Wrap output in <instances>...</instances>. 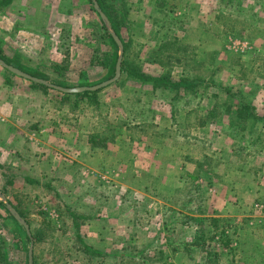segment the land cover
<instances>
[{
    "label": "rangeland",
    "instance_id": "1",
    "mask_svg": "<svg viewBox=\"0 0 264 264\" xmlns=\"http://www.w3.org/2000/svg\"><path fill=\"white\" fill-rule=\"evenodd\" d=\"M109 2L125 71L96 98L0 80V264H29L31 245L34 264H198L199 227L186 222L197 215L219 221L204 226L222 263L264 264V122L241 125L233 114L244 97L264 116V0ZM64 6L69 17L57 23L54 13L44 45L10 43L6 53L22 49L24 64L52 85L110 81L108 26L90 0ZM130 67L190 78L195 90L155 89ZM236 170L242 183L261 185H218L233 183Z\"/></svg>",
    "mask_w": 264,
    "mask_h": 264
},
{
    "label": "trees",
    "instance_id": "2",
    "mask_svg": "<svg viewBox=\"0 0 264 264\" xmlns=\"http://www.w3.org/2000/svg\"><path fill=\"white\" fill-rule=\"evenodd\" d=\"M97 2H98L100 9L102 10V12L107 16L108 20L110 21L112 29L114 30V32L117 34V36L122 41L123 46H124V50L126 51L127 46H126V43H125V41L121 35L120 29L118 28L117 24L114 21L113 11H112L113 9L111 7L109 0H97ZM98 16H99L101 22L103 23L100 15H98ZM101 37H102L104 44L107 48V52H106V55L104 57V61H103L102 65L104 66V68L107 69V73H106L107 77H112L116 72V66H117V62H118V58H119L120 48H119L118 44L116 43V41L114 40L113 36L111 35L110 31H108V29H106V27H104V26H103V33H102ZM3 52L4 51H3L2 46L0 44V60L4 61L6 64L12 65V66L18 68L20 71L30 75L33 78L44 80V81L49 80L45 75H42L40 72L22 65L18 56L16 58L9 59L4 55ZM123 66H125V62H123V64H122V70H121L122 74H123V71H125V67H123ZM7 73L9 75H12L8 71H7ZM129 73L133 76L132 77L133 79L138 80L143 84H146V83L152 84L155 89H159V88L173 89L177 92H181L182 90H185V89L186 90L187 89L192 90V91L195 90L193 80H191L190 78L184 77V78H181L179 80H175V79H172L170 76H167V75L149 76V75H146L145 73L140 72L138 70V68H135V67H130ZM29 82H30L32 88L37 87V88L44 89V90H53V91L58 92L60 95L64 96L65 98H69V97L74 96L75 98L80 99L82 101L83 100L86 101L87 99L89 100L92 98H96L98 93L100 92V91L99 92L98 91H95V92L85 91L83 93L68 94V93H64L62 91L56 90V89L52 88L51 86H47V85H44L41 83H36L33 81H29ZM54 86L61 87L64 89H70L65 82H61V83L58 82ZM88 86H90V85H87V84L81 85V87H83V88L88 87ZM233 114H234V118L237 119L238 121H240L241 125L247 124L248 121H250L254 124L264 122V116L259 114L256 110V107L253 106L251 104V102L246 100L244 97H242V99L239 101V103H238L237 107L235 108V111L233 112ZM7 212H9V211L7 210ZM200 216L201 215H197V217H195V218L191 217V218H187V220H186V222H190V221L194 222L199 227V229L197 230V232L195 234V237L193 239L191 238V240H192L191 245H195V247L200 249V252H201L200 254L202 255L201 261L198 264H224L221 262L220 254L218 252L210 251L206 245V236L211 231L210 232L206 231L204 224L206 222H209V221H211L213 223H217L219 221L218 220H208L207 218L200 217ZM222 235H224V234H222ZM21 236H22L21 239H23L25 241L26 240L30 241V239H29V237L25 231L22 232ZM20 241L22 242V240H20ZM228 245H229V239H227L223 248H227ZM24 248H25V245H24Z\"/></svg>",
    "mask_w": 264,
    "mask_h": 264
},
{
    "label": "crops",
    "instance_id": "3",
    "mask_svg": "<svg viewBox=\"0 0 264 264\" xmlns=\"http://www.w3.org/2000/svg\"><path fill=\"white\" fill-rule=\"evenodd\" d=\"M64 2H66V0L65 1L64 0H53V1L52 0H0V44L4 51L3 52L4 55L9 59H13L18 56L22 65L32 69L33 67H30L24 64L23 62L24 57L21 54L22 49L20 51H17L18 53L13 54L12 56L8 55L5 50L7 46H9L10 43L13 45L16 44L17 46H23V44H26V46L30 45L28 48L30 47L34 48L35 46L41 45V44L44 45L45 40L50 38L49 34H50V29L52 28L51 22H52V19L55 18L54 13L56 12L58 14L57 23L65 21L67 17H69L65 14V12H63L64 15L61 14L60 8L66 7L64 6ZM72 3H73V0H72ZM92 4H93V1H92ZM93 8H94V4H93ZM96 14H98L97 11H96ZM16 31L18 32L16 33ZM42 49L40 50V52L42 51ZM1 61L2 60H0V72H1L0 80H2V78H6V82L10 83L9 85H11V82H10L11 79L14 83H16L18 79H21L26 82L25 84L27 83L30 84L29 80L15 75L9 69L4 67L1 64ZM8 66L14 67L12 65H8ZM7 71L11 73L12 75H9ZM8 76H9V79H8ZM13 78H16V79H13ZM1 87H3L2 89H4L5 92L13 90L12 87H9V86L4 87V85H1ZM2 91H0V94L2 93ZM0 121H4V118H2L1 114H0ZM4 142L6 143V139L4 137H0L1 151H6V149L4 148ZM174 159L175 157H171L168 160V162L166 163L168 167L165 170V172H162L163 174H167L168 176V177H165L164 181L162 182L165 185H167L169 178L172 176L171 172L173 171L172 166L174 164V161H173ZM168 170H171V171L168 173ZM197 171H200V170L197 169ZM239 176H240L239 172H237L236 170V173L232 179L233 183H231L230 181L229 184H226V182L223 183L222 179H219L218 185H247V186H244L242 190H240V191L245 190L247 192H249V190L253 191V186L251 185H256V184L261 185L258 183L259 182L258 180L257 181L253 180L252 182L248 181V182L242 183V179H240ZM231 189H234L237 191V187L234 188L233 186H231ZM236 196L237 194L235 193V197ZM239 202H242V201L239 200Z\"/></svg>",
    "mask_w": 264,
    "mask_h": 264
},
{
    "label": "water",
    "instance_id": "4",
    "mask_svg": "<svg viewBox=\"0 0 264 264\" xmlns=\"http://www.w3.org/2000/svg\"><path fill=\"white\" fill-rule=\"evenodd\" d=\"M93 4H94V9L97 11V13L100 15L103 23L105 25L108 26L109 31L111 33V35L113 36L114 40L116 41V43L118 44L119 48H120V54H119V58H118V62H117V66H116V72H115V77L113 79H111L110 81L96 86V87H92V88H88V87H82V88H75V89H64L61 87H57L54 86L50 83H48L47 81L44 80H40V79H36L31 77L30 75L20 71L17 68L11 67L6 65L4 62L1 61V64L6 67L7 69H9L12 73H14L15 75L27 79L29 81H33L36 83H41L47 86H51L52 88L62 91L64 93H68V94H76V93H83L85 91H99L100 89H104L112 84H114L115 82H117L119 80V78L121 77V69H122V59H123V53H124V46L122 41L120 40V38L117 36V34L114 32V30L112 29V26L110 24V21L108 20L107 16L102 12V10L100 9L97 0H92ZM2 199H4V197H2ZM7 208L10 210L12 216L14 217V219L24 227L29 239H30V243H32V235L30 232V227L27 224V222L21 217V215L9 204L6 203ZM29 264H34V255H33V245H31L30 249H29Z\"/></svg>",
    "mask_w": 264,
    "mask_h": 264
}]
</instances>
